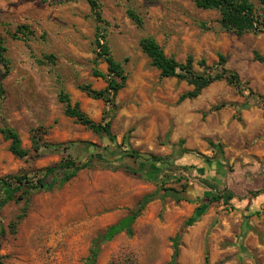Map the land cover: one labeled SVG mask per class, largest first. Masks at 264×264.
<instances>
[{"label": "rangeland", "instance_id": "374dc122", "mask_svg": "<svg viewBox=\"0 0 264 264\" xmlns=\"http://www.w3.org/2000/svg\"><path fill=\"white\" fill-rule=\"evenodd\" d=\"M251 1L257 9L263 7L258 0ZM98 2L103 22L96 20L86 0H0V37L8 59L7 72L0 63V126L13 127L24 147H29L31 130L36 127L46 130L42 136L46 141L101 142L97 134L65 115L64 105L58 99L60 89H64L72 102L78 101L93 120H100L103 101L78 88L83 82H90L95 88L105 85L102 77L92 75L94 66L107 72L106 63L95 60L96 26L103 28L101 32L112 55L127 73L125 85L115 96L119 108L111 120V130L119 134L120 141L131 127L128 147L135 148L130 137L136 126H146L150 117L157 120L161 110L168 114L178 105V95L191 87L175 76H160L139 46L142 35H151L167 55L180 62L191 54L196 71L202 70L198 64L201 58L211 65L219 52L224 54L228 60L225 65L239 70L245 89L240 94L264 107V62L254 58V51L264 56V32L238 35L224 31L217 22L219 13L199 8L193 0ZM128 8L140 16L141 27L128 16ZM202 20L210 28H202ZM20 24H27L33 33L28 36L18 33L14 37L13 32ZM44 54H52L53 59L39 63L36 58L43 59ZM8 144L9 140L0 132V176L31 174L35 168L60 159V154L49 149H42L34 159L20 158L9 151ZM169 174L170 171L159 174L168 186L178 188L190 179L187 174L180 180L170 178ZM155 188L156 184L146 177L94 164L80 169L62 185L32 193L26 213L14 231L10 221L23 200H10L0 208V264H84L92 239L124 216L142 194ZM198 190L202 196L204 190ZM167 198L165 203L172 202V206L158 203L147 216L141 211L132 224V235L120 231L103 242L95 264H165L173 249L166 231L180 228L189 212L183 203L171 201L173 198L169 196L164 200ZM229 206L232 203L226 208ZM174 211L180 215L177 219ZM207 213L205 209L183 231L179 242L183 250L179 255L181 264H226V258L212 249L241 243L249 248L234 264H264L263 207L251 219L253 230L249 237L238 232L235 216H228L227 221L217 217L206 220ZM202 219L204 223H200Z\"/></svg>", "mask_w": 264, "mask_h": 264}, {"label": "trees", "instance_id": "16d2710c", "mask_svg": "<svg viewBox=\"0 0 264 264\" xmlns=\"http://www.w3.org/2000/svg\"><path fill=\"white\" fill-rule=\"evenodd\" d=\"M258 1L263 5L260 9H257L251 0H193V3L202 9L216 10L219 13L217 22L221 29L241 35L248 31L254 33L264 32V0ZM86 2L89 4L96 20L103 22L98 0H86ZM127 14L138 26H142V20L137 12L132 8H128ZM200 26L205 29L210 28L203 20L200 21ZM102 29L96 26L95 60L101 59L106 62L107 72H102L94 66L92 75L102 77L105 85L102 88H95L90 82L78 84V88L84 91L87 96L103 101L104 108L100 120H93L81 109L78 101L72 102L69 93L64 89H60L58 93V99L64 105V114L72 117L86 129L97 134L101 142L98 144L90 140L46 141L42 137L46 130L36 127L31 130L29 147H24L18 132L13 127L8 125L0 126L1 134L5 139L9 140V151L17 157L34 159L40 156L42 149H49L60 154V159L57 162L35 168L31 174L9 173L0 176V208L10 200H23L19 212L10 221V228L14 231L16 223L26 213L32 193L39 190H50L55 184L62 185L74 177L80 169L92 167L94 164H100L111 170L122 168L129 173L137 174L153 181L156 184V188L142 194L124 216L108 225L103 233L92 239L88 253L84 257V264H95L100 245L110 240L116 233L124 231L127 235H132V224L149 201L154 198L163 201L168 196L175 201L200 202L192 215L181 224L175 235L170 237L173 242V252L170 260L165 264H180L177 261L178 243L187 224L193 222L205 210L204 205L220 200L223 195L220 193H204L198 197L188 182H184L178 188L166 185V180L159 176L158 167L155 165L156 162H163L164 159L161 156L152 153H142L138 149L128 147V132L121 137L120 141L116 139V135L111 130V120L119 108L118 103L115 101V96L118 90L125 85L127 73L122 64L112 55L105 40V35L101 32ZM18 33L28 36L33 33V30L27 24H20L14 30L13 36L17 37ZM139 46L149 58V63L159 70L160 76H175L178 79L185 80L192 86L191 89L182 92L178 96L177 102L197 96L204 87L218 79H225L238 93H242L245 90L238 73L225 66V55L220 52L217 54V60L211 65L206 64L205 60L201 58L198 64L202 67V70L196 71L193 68L194 59L191 54H188L185 60L180 62L172 55H167L162 46L151 35H142L139 39ZM5 50L4 40L0 37V63L4 71L7 72L8 59L5 56ZM254 58L264 62V56L257 51H254ZM52 59V54H44L43 59L36 58L39 63ZM249 92L248 90L247 93ZM224 104V102H221L212 108L216 109ZM181 142L182 140H180ZM208 143L210 146L213 145L210 140H208ZM166 169L167 171L172 170V165H168ZM182 176H177V179L180 180ZM203 183L209 186L205 180H203ZM230 198H232V194L228 193L224 202L229 204L228 199ZM0 231L2 230L0 229ZM204 246V261L207 262L209 259L207 241H205Z\"/></svg>", "mask_w": 264, "mask_h": 264}, {"label": "crops", "instance_id": "0c3cea01", "mask_svg": "<svg viewBox=\"0 0 264 264\" xmlns=\"http://www.w3.org/2000/svg\"><path fill=\"white\" fill-rule=\"evenodd\" d=\"M236 72L240 77L237 68ZM191 88L192 86L189 89ZM221 102L225 104L216 109L212 108ZM113 126L115 125L112 124V129ZM130 130L131 127H128L121 137ZM118 136L116 133V139ZM208 140L213 143L212 146ZM130 141L135 148L148 150L164 159L163 162L155 163L159 173L166 172V167L172 165L170 178L187 174L190 178L188 183L198 197V189H203L207 194H222L223 199L203 206L208 210L205 219L213 220L217 217L218 220L227 221V217L233 215L238 219V232L250 236L253 230L251 219L264 208L263 106L254 101H247L245 96L236 92L225 79H218L204 87L197 96L180 101L168 114L161 110L157 120L150 117L146 126H136L132 130ZM203 180L209 186L204 184ZM228 193L232 194L228 201L233 206L226 208L228 204L224 199ZM166 201L168 198L163 203L158 198L152 199L145 205L144 213L149 215L158 203L173 205L172 202L165 203ZM179 202L189 210L187 219L200 204L199 201ZM191 204L194 206H190ZM228 210L230 212L227 213ZM173 216L177 219L180 215L174 211ZM200 223H204V219ZM178 230L179 228L167 230L169 239ZM182 235L183 233L179 242ZM171 243L173 244L172 241ZM179 245L178 243L177 261L180 263L179 255L183 250ZM248 248L242 243L238 246L217 245L212 252L226 258V264H234Z\"/></svg>", "mask_w": 264, "mask_h": 264}]
</instances>
